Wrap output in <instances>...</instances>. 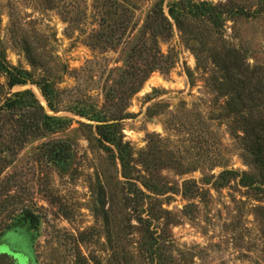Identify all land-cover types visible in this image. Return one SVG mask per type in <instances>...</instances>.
Instances as JSON below:
<instances>
[{
	"label": "rangeland",
	"instance_id": "374dc122",
	"mask_svg": "<svg viewBox=\"0 0 264 264\" xmlns=\"http://www.w3.org/2000/svg\"><path fill=\"white\" fill-rule=\"evenodd\" d=\"M160 1L172 29L155 39L146 22ZM176 1L0 0V52L32 75L9 89L0 74V242L17 237L30 264H264V194L220 178L252 170L211 81L223 45L264 77V0H190L242 11L218 33L189 19L180 29L169 16ZM148 66L155 72L130 97V74L138 86ZM43 80L55 82L57 112ZM24 91L67 122L18 142L1 109ZM261 105L264 116V96ZM115 116L133 175L152 188L138 183L144 196L97 141L95 118Z\"/></svg>",
	"mask_w": 264,
	"mask_h": 264
},
{
	"label": "trees",
	"instance_id": "16d2710c",
	"mask_svg": "<svg viewBox=\"0 0 264 264\" xmlns=\"http://www.w3.org/2000/svg\"><path fill=\"white\" fill-rule=\"evenodd\" d=\"M157 8L158 10H154L153 15L146 22L147 30L154 33L155 39L160 36L163 37V35L166 36L172 29V24L163 12L162 1L158 3ZM241 12L227 4L216 6L206 2L194 3L190 0L176 1L169 6V16L180 29L184 27L183 21L189 19L198 22L201 27L204 25L215 33L222 30L224 23L229 18H233ZM201 27L195 31L200 38L204 33L202 31L204 29ZM199 41L202 42L203 39ZM213 57L214 61L216 60L215 65L218 69L217 74L211 77L214 91L221 99L225 100L224 113H226L227 118L233 120L232 124L235 125V132L242 134L244 160L252 170L251 173L244 172L243 174L225 171L220 178L226 182L239 179V184L243 188L253 190L260 195L264 194V116L259 112L264 96V77H260L256 70L250 69L241 52L235 48L224 45L218 47ZM155 70V67L148 66L146 71L143 72L142 78L138 79V86L136 85V73L130 74V77L135 79L129 91L130 97L139 92L140 86ZM0 74L6 75L9 89L25 85L32 78L29 72L8 66L4 52H0ZM54 83L43 80L35 84L44 97L48 108L52 112H57V92ZM1 111L11 116L8 118L9 123H15L19 129L17 141L24 144L25 140L31 135V131L39 130L44 126L50 132L53 129L52 124L67 122L48 116L44 111V107L31 91L13 94L6 100ZM256 114L258 115L256 116ZM83 117L89 118L88 115H83ZM95 120L98 123L95 127V134L102 149L112 152L111 147L115 149L122 168V177L126 180L125 183L131 188L132 194L139 197L144 196L143 191L138 188V183L148 191H151L152 188L149 184L141 182L139 176L133 175L137 167L134 166L136 162L134 148L129 142L123 141L119 124L109 123L123 120V118L117 116L110 118L96 117ZM142 165L147 166L145 162H142ZM101 200L102 197H100ZM101 204H103L102 201ZM1 209L4 208L1 207ZM152 241L153 243L149 248L153 250L151 256H154L157 253L155 249L157 242Z\"/></svg>",
	"mask_w": 264,
	"mask_h": 264
},
{
	"label": "flooded vegetation",
	"instance_id": "af4514ba",
	"mask_svg": "<svg viewBox=\"0 0 264 264\" xmlns=\"http://www.w3.org/2000/svg\"><path fill=\"white\" fill-rule=\"evenodd\" d=\"M13 240H17V237H11ZM13 240H3L0 242V254H7L8 257L4 258L3 264H25V261H30L29 254L20 245L15 246ZM30 264V262H29Z\"/></svg>",
	"mask_w": 264,
	"mask_h": 264
},
{
	"label": "water",
	"instance_id": "95a60500",
	"mask_svg": "<svg viewBox=\"0 0 264 264\" xmlns=\"http://www.w3.org/2000/svg\"><path fill=\"white\" fill-rule=\"evenodd\" d=\"M8 257V255L7 254H0V264H3V259L4 258H7ZM25 264H29V261L27 262V261H25Z\"/></svg>",
	"mask_w": 264,
	"mask_h": 264
}]
</instances>
